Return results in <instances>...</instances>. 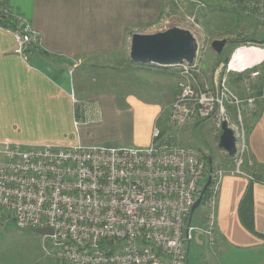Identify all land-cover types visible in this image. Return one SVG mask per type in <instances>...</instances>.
Here are the masks:
<instances>
[{"label": "built area", "instance_id": "built-area-1", "mask_svg": "<svg viewBox=\"0 0 264 264\" xmlns=\"http://www.w3.org/2000/svg\"><path fill=\"white\" fill-rule=\"evenodd\" d=\"M258 2L264 10V0ZM0 28L13 36L14 51L25 61L42 48L40 33L7 0H0ZM230 61L226 72L233 71ZM195 70L198 76L179 78L178 91L165 115L157 116L146 145L0 140V228H50L51 234L41 235L42 250L59 264H187L196 229L215 246L222 179L226 173H244L241 107L264 99V83L259 93L241 99L223 79L212 85ZM248 70L250 78L259 75L258 69ZM199 121L211 122L218 137L222 122L233 131L235 154L222 149L233 167L208 170L205 155L179 144L171 133ZM208 176L200 227L191 224L192 216L188 219Z\"/></svg>", "mask_w": 264, "mask_h": 264}, {"label": "crops", "instance_id": "crops-1", "mask_svg": "<svg viewBox=\"0 0 264 264\" xmlns=\"http://www.w3.org/2000/svg\"><path fill=\"white\" fill-rule=\"evenodd\" d=\"M8 1L42 34V48L33 49L25 61L14 51L13 36L0 28V140L95 143L81 129L105 118L110 126L112 116L123 114L131 129L126 143L148 144L157 116L175 96L177 82L169 73L131 60L130 35L138 31L129 25L134 9L128 10L122 0ZM258 69L255 81L262 86L264 69ZM240 93L245 94L242 86ZM247 106L243 113L250 116H242L244 173L224 175L216 204L217 243L210 247L203 236L202 249L218 259L239 250V260L253 259L243 264H264V100ZM120 122L116 119L115 124L119 127ZM248 189L246 217L252 218V229L241 214ZM12 228H0V239ZM7 258L0 249V264H9Z\"/></svg>", "mask_w": 264, "mask_h": 264}, {"label": "rangeland", "instance_id": "rangeland-1", "mask_svg": "<svg viewBox=\"0 0 264 264\" xmlns=\"http://www.w3.org/2000/svg\"><path fill=\"white\" fill-rule=\"evenodd\" d=\"M122 2L127 4L128 10L134 9L130 13L133 16L129 25L137 30L153 32L171 26L189 28L197 43L199 51L192 63H184L186 62L184 61L176 63V65L147 64L146 66L169 73L170 76L175 77L177 84L179 78L184 77L186 73L198 76V72L195 70L197 68L200 73L207 76V80L212 85L223 79L225 86L232 90L237 97L245 98L249 94L259 93L262 89L255 81V77H249V70L243 72L225 71L226 65L239 50L241 52L243 49L253 48L264 50V18L262 17L264 14L261 15L264 10L261 9L262 4H259L258 0H122ZM9 5L11 6L10 3ZM253 5L257 7L255 8ZM24 17L33 27L30 20L26 16ZM188 17L191 20H187ZM40 35L42 37L41 33ZM215 39L226 40L220 53L211 47V41ZM224 58L227 59L224 60ZM258 68L264 69V61L253 69ZM237 74H242L243 78L237 77ZM177 84L176 92L178 91ZM241 86L243 90L245 89L244 95H239ZM250 104L252 103H243L245 105L242 106L243 108L241 107L243 117L250 116L245 111V115L243 113V110ZM121 115L123 114L112 116L110 126L107 118L85 125L81 130L89 133V137L95 142L91 143L90 140H87L90 141L87 144H133L126 143L130 139L131 129L128 120L123 119ZM116 119L121 121L119 127L115 124ZM161 122L162 118L159 120V123ZM117 128H119L118 131L114 133ZM171 133L174 137L176 136V141L179 144L199 149L208 160V170L231 166L230 160L218 147V136L211 122H194L183 126V128L171 130ZM96 140H99L100 143ZM203 213L204 207L199 204L193 212L191 224L202 227L203 221L200 214ZM198 231L197 229L193 231L194 236H198V239L195 240V237L188 245L187 264H243L246 261L251 263L250 260H253L251 254H248L251 258L247 257L245 261L239 260L237 257H239V253H242L239 250H234L231 254L226 253L225 256L218 259L216 254L210 250L202 249L205 241L203 235ZM0 249L8 254L9 264H59L57 260L47 255L44 249L42 250L41 235L28 230L12 228L6 231L1 236Z\"/></svg>", "mask_w": 264, "mask_h": 264}, {"label": "water", "instance_id": "water-1", "mask_svg": "<svg viewBox=\"0 0 264 264\" xmlns=\"http://www.w3.org/2000/svg\"><path fill=\"white\" fill-rule=\"evenodd\" d=\"M226 44L225 39H215L211 41V47L220 53ZM197 50L195 38L188 29L178 26H171L166 29L153 32L136 31L130 35L129 56L132 61L138 64H156L160 66L172 65L181 62L192 63ZM218 147L227 151L229 155L236 152L235 137L233 131L222 122V131L218 137ZM211 171V169H210ZM210 182L208 176L201 194L191 207L189 220L200 204L202 195ZM28 231L37 234H51V229L46 228H28Z\"/></svg>", "mask_w": 264, "mask_h": 264}, {"label": "bare ground", "instance_id": "bare-ground-1", "mask_svg": "<svg viewBox=\"0 0 264 264\" xmlns=\"http://www.w3.org/2000/svg\"><path fill=\"white\" fill-rule=\"evenodd\" d=\"M245 50V49H243ZM241 52L239 50L234 54L231 59L229 66L234 72H243L250 68H254L264 61V50L259 49H249ZM40 235V234H39Z\"/></svg>", "mask_w": 264, "mask_h": 264}, {"label": "trees", "instance_id": "trees-1", "mask_svg": "<svg viewBox=\"0 0 264 264\" xmlns=\"http://www.w3.org/2000/svg\"><path fill=\"white\" fill-rule=\"evenodd\" d=\"M227 58H224L226 60ZM251 199V191L248 189L247 192L245 193V196L243 198L242 204H241V214H243V219L245 220V225L249 228L252 229V218L247 219V214L246 210L248 208L247 203ZM249 205V203H248Z\"/></svg>", "mask_w": 264, "mask_h": 264}]
</instances>
